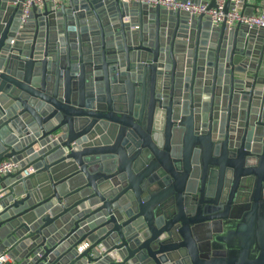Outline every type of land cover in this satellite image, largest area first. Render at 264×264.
<instances>
[{
  "label": "water",
  "instance_id": "1",
  "mask_svg": "<svg viewBox=\"0 0 264 264\" xmlns=\"http://www.w3.org/2000/svg\"><path fill=\"white\" fill-rule=\"evenodd\" d=\"M21 1L0 0V253L264 264V30L118 0L23 24Z\"/></svg>",
  "mask_w": 264,
  "mask_h": 264
},
{
  "label": "built area",
  "instance_id": "2",
  "mask_svg": "<svg viewBox=\"0 0 264 264\" xmlns=\"http://www.w3.org/2000/svg\"><path fill=\"white\" fill-rule=\"evenodd\" d=\"M120 3L132 4L135 2L147 4L151 8L160 7L174 13H184L189 17H198L204 15L209 17L214 26H221L226 23L230 28L242 24L251 28L264 30V0H253L252 3L258 4L260 8L252 15H246L245 8L243 7V0H215L216 7L210 8L213 0H200L183 2L181 0H118ZM68 0H22V23L25 24L28 21L30 13L34 8L43 10L47 4H52L53 7L58 10L61 5L67 3ZM19 1L15 2L17 5ZM229 6L228 11H225L226 6ZM249 8V7H248ZM247 9V8H246ZM17 168V164L12 160L7 159L0 163V177L12 172ZM89 246L88 243H84L80 247L82 252ZM13 260L9 251L0 253V264H10Z\"/></svg>",
  "mask_w": 264,
  "mask_h": 264
},
{
  "label": "crops",
  "instance_id": "3",
  "mask_svg": "<svg viewBox=\"0 0 264 264\" xmlns=\"http://www.w3.org/2000/svg\"><path fill=\"white\" fill-rule=\"evenodd\" d=\"M250 2L249 3H252L253 2V0H249ZM256 1H258V0H256ZM10 264H18L15 260H12L11 262H10Z\"/></svg>",
  "mask_w": 264,
  "mask_h": 264
}]
</instances>
